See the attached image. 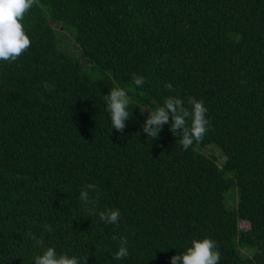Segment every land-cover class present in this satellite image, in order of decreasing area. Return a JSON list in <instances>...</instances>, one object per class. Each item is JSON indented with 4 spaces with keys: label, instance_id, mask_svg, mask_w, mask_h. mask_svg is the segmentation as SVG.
I'll list each match as a JSON object with an SVG mask.
<instances>
[{
    "label": "trees",
    "instance_id": "16d2710c",
    "mask_svg": "<svg viewBox=\"0 0 264 264\" xmlns=\"http://www.w3.org/2000/svg\"><path fill=\"white\" fill-rule=\"evenodd\" d=\"M23 24L31 46L0 63V264H31L39 245L85 264H170L204 236L219 264H264V0H36ZM116 85L133 102L123 132L104 100ZM170 94L208 108L188 150L167 125L142 132L140 108ZM87 183L118 225L84 210ZM120 239L130 255L116 261Z\"/></svg>",
    "mask_w": 264,
    "mask_h": 264
},
{
    "label": "clouds",
    "instance_id": "9594fccd",
    "mask_svg": "<svg viewBox=\"0 0 264 264\" xmlns=\"http://www.w3.org/2000/svg\"><path fill=\"white\" fill-rule=\"evenodd\" d=\"M36 0H0V63L14 62L30 46L31 40L23 24L25 13L33 7ZM134 85L142 87L145 83L142 76L133 77ZM170 93L174 92L171 84H167ZM111 130L123 132L126 122L132 117V99L125 89L116 85L104 95ZM154 108L141 110L148 114L142 123L145 138L156 139L163 126L167 125L173 134L180 138V145L188 150L194 142L203 140L209 131L211 122L207 118L208 108L203 100L195 97L184 98L170 94L161 102L152 101ZM102 195L101 189L95 183H87L79 190V202L88 214L95 215L100 224L118 225L121 211L117 207L100 209L98 201ZM45 230L51 232L52 226L45 225ZM117 239L116 237H113ZM127 239H120L113 253V259L121 261L129 257ZM87 255H72L67 251H57L52 245H39L38 254L33 255L31 264H85ZM221 254L215 240L208 236L193 237L179 254L170 257V264H219Z\"/></svg>",
    "mask_w": 264,
    "mask_h": 264
},
{
    "label": "rangeland",
    "instance_id": "374dc122",
    "mask_svg": "<svg viewBox=\"0 0 264 264\" xmlns=\"http://www.w3.org/2000/svg\"><path fill=\"white\" fill-rule=\"evenodd\" d=\"M64 36H63V41L65 44H68V45H73V40L69 37V35H66L65 32L62 30L61 31ZM202 152H207L209 153L210 155H215L217 158H218V163L220 164V162L222 161L223 159V156L221 155V152L215 148V147H207V148H203L202 149ZM233 202V201H230V203ZM240 226H245V223L243 221L240 222Z\"/></svg>",
    "mask_w": 264,
    "mask_h": 264
}]
</instances>
